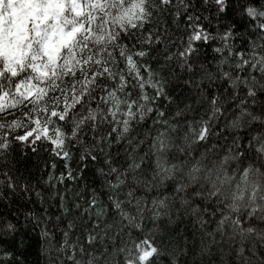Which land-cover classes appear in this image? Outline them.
I'll list each match as a JSON object with an SVG mask.
<instances>
[{
	"label": "snow or ice",
	"instance_id": "6c2138e0",
	"mask_svg": "<svg viewBox=\"0 0 264 264\" xmlns=\"http://www.w3.org/2000/svg\"><path fill=\"white\" fill-rule=\"evenodd\" d=\"M0 204V264H264V0H0Z\"/></svg>",
	"mask_w": 264,
	"mask_h": 264
},
{
	"label": "trees",
	"instance_id": "16d2710c",
	"mask_svg": "<svg viewBox=\"0 0 264 264\" xmlns=\"http://www.w3.org/2000/svg\"><path fill=\"white\" fill-rule=\"evenodd\" d=\"M53 161V157L50 153L46 152L44 149L40 150L39 155L37 156H30V159L27 164V168L31 169L33 171H36V169L40 170V174H46L45 171V165L51 164ZM57 171L63 169V165L61 162L57 161ZM35 166V167H34ZM21 171H24V167H21ZM38 207V205H37ZM14 210V209H13ZM0 213H6L5 207L0 204ZM28 256V259L30 260L31 264H36V252H35V245L33 244L32 247L28 249V252L26 253Z\"/></svg>",
	"mask_w": 264,
	"mask_h": 264
}]
</instances>
